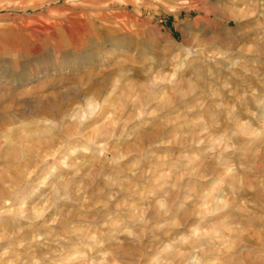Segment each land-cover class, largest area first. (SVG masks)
<instances>
[{
    "label": "rangeland",
    "instance_id": "374dc122",
    "mask_svg": "<svg viewBox=\"0 0 264 264\" xmlns=\"http://www.w3.org/2000/svg\"><path fill=\"white\" fill-rule=\"evenodd\" d=\"M258 225L264 0H0V264H245Z\"/></svg>",
    "mask_w": 264,
    "mask_h": 264
},
{
    "label": "bare ground",
    "instance_id": "6f19581e",
    "mask_svg": "<svg viewBox=\"0 0 264 264\" xmlns=\"http://www.w3.org/2000/svg\"><path fill=\"white\" fill-rule=\"evenodd\" d=\"M232 125L235 124L234 120H231L230 122ZM262 157V156H261ZM261 222V221H260ZM261 225V223H260ZM259 226V225H258ZM248 244L251 246L257 247L262 249L264 246L263 241H264V225L259 226V227H252L250 230L248 229L246 231L245 236L243 237ZM264 252V251H263ZM245 264H264V256L263 258L260 257H255L253 253H249L244 257Z\"/></svg>",
    "mask_w": 264,
    "mask_h": 264
}]
</instances>
